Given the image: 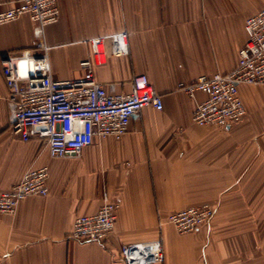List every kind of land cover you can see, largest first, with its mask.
Instances as JSON below:
<instances>
[{
    "label": "crops",
    "instance_id": "obj_1",
    "mask_svg": "<svg viewBox=\"0 0 264 264\" xmlns=\"http://www.w3.org/2000/svg\"><path fill=\"white\" fill-rule=\"evenodd\" d=\"M59 7V20L45 28L54 78L81 76V62L92 58L87 40L126 30L129 52L94 64V76L128 92L145 74L164 106L144 107L121 138H95L79 157L53 158L42 139L23 141L9 129L1 61L31 47L34 24L25 14L0 25V194L28 168H49L47 195L0 214V264H124L123 244L155 239L165 254L158 264H264V85H240L246 115L227 127L195 123L206 94L177 90L237 66L245 19L264 0H59ZM103 183L121 200L114 230L104 241L71 238L75 217L99 210ZM202 203L215 213L199 230L159 225Z\"/></svg>",
    "mask_w": 264,
    "mask_h": 264
},
{
    "label": "built area",
    "instance_id": "obj_2",
    "mask_svg": "<svg viewBox=\"0 0 264 264\" xmlns=\"http://www.w3.org/2000/svg\"><path fill=\"white\" fill-rule=\"evenodd\" d=\"M25 14L34 24L31 47L9 52L1 61L8 87L9 129L23 141L42 139L53 158L79 157L95 138H121L132 117L144 107L163 109L162 95L145 74L131 79L128 92H116L112 85L106 86L94 76V64L104 63L109 55L129 52L126 30L87 40L92 58L81 62L83 74L59 80L52 75L51 44L45 36L46 26L59 20V0H13L0 8V25ZM244 28L246 41L234 69L177 85V90L192 98L199 91L206 94L193 112V121L198 125L227 127L240 122L247 111L240 85H264V7L246 17ZM48 176V166L28 168L18 182L0 194V214H15L27 196L47 195ZM101 196L97 212L75 217L71 238L104 241L114 230L121 200L111 198L105 183ZM214 213L215 208L209 203L192 205L171 212L159 225L169 223L180 234L190 233L209 224ZM120 256L124 264H158L165 259L161 239L123 244Z\"/></svg>",
    "mask_w": 264,
    "mask_h": 264
}]
</instances>
